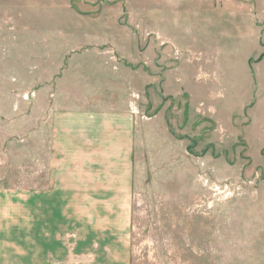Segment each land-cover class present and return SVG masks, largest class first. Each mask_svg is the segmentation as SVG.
Here are the masks:
<instances>
[{"label": "rangeland", "instance_id": "374dc122", "mask_svg": "<svg viewBox=\"0 0 264 264\" xmlns=\"http://www.w3.org/2000/svg\"><path fill=\"white\" fill-rule=\"evenodd\" d=\"M65 95L136 117L127 264H264V0H0L9 170Z\"/></svg>", "mask_w": 264, "mask_h": 264}, {"label": "crops", "instance_id": "0c3cea01", "mask_svg": "<svg viewBox=\"0 0 264 264\" xmlns=\"http://www.w3.org/2000/svg\"><path fill=\"white\" fill-rule=\"evenodd\" d=\"M54 98L37 108L29 171L23 126L17 169L1 142L0 264H127L136 117L119 97Z\"/></svg>", "mask_w": 264, "mask_h": 264}]
</instances>
